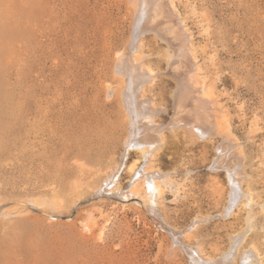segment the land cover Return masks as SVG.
Returning a JSON list of instances; mask_svg holds the SVG:
<instances>
[{"label":"rangeland","instance_id":"rangeland-1","mask_svg":"<svg viewBox=\"0 0 264 264\" xmlns=\"http://www.w3.org/2000/svg\"><path fill=\"white\" fill-rule=\"evenodd\" d=\"M137 1L0 0V264H192L188 246L200 245L219 261L244 231L225 264L254 248L264 264V0H157L188 47L174 63L182 42L170 34L146 33L130 50ZM124 56L152 71L140 91L163 128L155 168L173 182L161 211L128 187L139 155L126 156ZM191 76L221 127L209 140L168 125L177 83ZM225 138L253 193L250 215L244 199L222 216L229 183L211 166ZM98 144L114 147L99 166L86 156ZM120 164V189L111 191L103 182Z\"/></svg>","mask_w":264,"mask_h":264},{"label":"bare ground","instance_id":"bare-ground-1","mask_svg":"<svg viewBox=\"0 0 264 264\" xmlns=\"http://www.w3.org/2000/svg\"><path fill=\"white\" fill-rule=\"evenodd\" d=\"M156 1L157 0L137 1L138 8H137L135 32L133 35V40L131 42L132 44L130 48L132 52L138 49V43H139L138 41L140 40L139 37L146 33L152 32V34H154L156 37L157 36L162 37L163 35L166 36L170 34L171 37L175 38V40L180 41L182 39L181 38L182 34L179 35L173 29L169 28V24L167 23L168 21L163 20L164 18L162 16L163 14L161 13L160 8L158 7L159 6L158 2L156 3ZM166 30H168V32H166ZM171 31L172 33H170ZM177 46H178L177 50L178 52H180V54L177 55L178 53L177 54L175 53L176 55H173L172 57L169 58V62L170 61H173V63L178 62L180 58H182L181 60L183 61V58L187 57V51H188L187 45L182 42V43H178ZM141 47L142 46L140 44V48ZM125 59H126L125 56L120 57V59L117 62L118 63L117 72L121 76V79L122 77L125 79L123 80V82L124 81L125 82L123 83L124 86L120 92L121 93L120 95L122 97L121 98L122 101H124L123 103H124L125 113H127V117L129 120V134L125 142V149L127 153L126 152L125 153L126 156L130 155L131 153H137L139 155L138 159L137 160L135 159L136 161L133 163V165H131V167L129 166L130 167L129 173L131 174H130V180L128 181L130 183L128 187L130 189V194L133 192L134 195L135 194L136 196L140 195L145 200L147 199L146 202L150 204V209L156 212L158 208L160 209L161 207H163L164 193L166 189L173 187V182L169 175L170 173L168 174L162 171L160 168L159 169L157 167L155 168L154 165L160 151L163 149L164 146L163 143L164 137L160 136L163 133L161 132L162 134L160 135L158 133L162 131L163 128L161 129L162 126L158 124L155 125L156 122L154 120L155 119L154 114L156 111L149 104L151 101L149 102L146 98L144 99V95L140 91L142 89V84L144 83V81H146L145 80L146 77L147 78L152 77V71L150 72L143 71L145 73L142 74L140 71L141 68H139V66H137L138 67L137 69H139L138 72L137 69L132 65V63L130 64V62H128L127 59L125 61ZM198 82L199 81L196 78V76L193 77L191 76L187 79L186 82L182 81L180 83H177L178 86L176 87L175 92L173 93L174 114L173 116H171L173 117V119L171 118L172 120L168 125L172 129H181L184 130L185 132L186 131L190 132L192 135L200 139L209 140L216 133L219 132V128L221 127L216 119L217 116L215 118L214 114L211 113L212 110L210 111L208 109V102L206 101L208 99V96L207 99L205 100V97L201 95L203 93L201 89H200L201 94L200 95L197 94L200 91L199 87H197ZM109 89L112 90V88ZM106 132L108 133V131ZM97 137L99 138L100 135ZM97 137L95 136V138ZM110 137L112 136L110 135ZM108 139H109V135H108ZM97 141L95 140L94 142ZM109 146L110 144L109 145L107 144V146L99 145L98 148L88 147L89 148L87 151L88 155L86 156L88 157L89 162L93 163V165L94 164L98 166L102 165L107 160L106 158H108L109 154L111 153L112 149L110 147L113 146L112 145L110 147ZM217 152L219 154H217V156L212 161L211 169L214 172L226 173V178L228 180L229 183L228 185L230 190L229 197L227 199L226 205L224 206L225 209L222 216L225 218H231L232 216H234L236 209L237 208L239 209V206H241L244 203V199H246L245 201L246 203L244 204H246L245 206L248 207V214H249L250 211L252 210L254 211V209H252L254 204V197L250 188L248 190H244L242 187V180L244 177L241 176L240 174V169H241L240 165L230 164L231 157L232 155L235 154V149L234 146L231 144V140L229 141L226 139L221 145L218 146ZM120 168H122L121 164L116 168V171L111 172V174L107 177L105 176L106 179L104 180L103 183L106 186L110 187L111 191H117V190L119 191L120 189V181H121V175H119ZM102 190H103V185H101L99 191ZM249 215L248 217H250ZM200 220H195L192 226L189 228V230L195 228L200 222ZM87 228L90 229L89 227H86L85 229ZM246 232L244 231L243 233L246 234ZM245 234H237L233 236L231 241V246L229 247V251L223 254V256L220 258L219 261L208 257L205 258L202 255V250H201L202 247L200 248L201 245L188 246L189 249L192 250V254H191L192 264H225L226 261L234 259L235 253L239 252L240 247L243 246L244 238L248 236V233L247 235ZM173 236H174L175 246L183 245L182 242L180 241V238L176 234H173ZM254 249L255 252L253 249H249L247 251L245 250V252L241 256L240 264H256L255 259L253 258V256L255 257L254 253H256V248Z\"/></svg>","mask_w":264,"mask_h":264}]
</instances>
